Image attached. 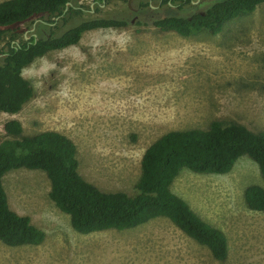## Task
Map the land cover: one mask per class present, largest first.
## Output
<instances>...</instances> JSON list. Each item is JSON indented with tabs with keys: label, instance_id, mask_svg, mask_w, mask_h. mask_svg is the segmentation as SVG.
I'll return each instance as SVG.
<instances>
[{
	"label": "rangeland",
	"instance_id": "374dc122",
	"mask_svg": "<svg viewBox=\"0 0 264 264\" xmlns=\"http://www.w3.org/2000/svg\"><path fill=\"white\" fill-rule=\"evenodd\" d=\"M158 2L151 10L162 11ZM72 3L81 19L126 17L129 24L85 32L77 45L27 66L22 76L34 96L17 114L0 112V140L10 120L21 124L24 135L64 134L77 147L86 181L105 192L134 195L142 154L164 133L205 129L213 120L264 132V4L226 22L217 35L182 37L143 25L149 12L131 1L137 12L120 1ZM36 25L24 30V40L49 33L37 32ZM2 182L10 209L29 217L45 238L37 246L0 242V264H264V212L248 210L243 201L247 186L264 183L245 156L222 175L182 170L171 185L202 220L224 233L223 262L165 218L79 234L48 198L50 184L41 171H11Z\"/></svg>",
	"mask_w": 264,
	"mask_h": 264
},
{
	"label": "trees",
	"instance_id": "16d2710c",
	"mask_svg": "<svg viewBox=\"0 0 264 264\" xmlns=\"http://www.w3.org/2000/svg\"><path fill=\"white\" fill-rule=\"evenodd\" d=\"M95 1L99 6L128 0ZM158 1L159 9L163 8L161 12L149 7ZM192 1L198 2L192 4ZM72 2L74 0L0 2L1 113L17 114L33 98L34 88L22 72L36 59L77 45L85 32L122 29L129 24L126 17L81 19V9ZM134 3L149 12L143 25L190 37L203 31L217 35L226 22L250 15L264 0H135ZM169 5L178 8L171 9ZM34 22H37V32L47 29L49 33L24 40V30ZM261 88L264 92V85ZM3 133L0 140V242L7 247L37 246L45 238L44 232L33 225L29 217L9 207L2 180L8 172L19 169L38 170L46 175L50 184L48 198L69 217L71 228L79 234L122 231L165 218L185 236L205 247L219 262L228 255L224 233L202 220L185 200L171 191L174 179L182 170L201 175L226 174L245 156L257 165L264 183V132H253L234 121L213 120L205 129L172 130L158 137L142 154L134 195L105 192L86 181L78 170L77 147L64 134L45 131L24 135L17 120L6 122ZM243 201L248 210L264 212V187L247 186Z\"/></svg>",
	"mask_w": 264,
	"mask_h": 264
},
{
	"label": "flooded vegetation",
	"instance_id": "af4514ba",
	"mask_svg": "<svg viewBox=\"0 0 264 264\" xmlns=\"http://www.w3.org/2000/svg\"><path fill=\"white\" fill-rule=\"evenodd\" d=\"M131 1V3L133 4L134 3V1L135 0H128L127 1V7H128V9L129 10H131V12H137V8H134V7H132V5H130V2ZM103 2V1H102ZM198 2V1H197ZM160 4V1L158 2V5ZM101 5V4H100ZM102 5H104V3H102ZM149 7H151V5H149ZM158 8H159V6H158ZM131 23H134V20H132L131 21ZM35 36V35H34Z\"/></svg>",
	"mask_w": 264,
	"mask_h": 264
},
{
	"label": "water",
	"instance_id": "95a60500",
	"mask_svg": "<svg viewBox=\"0 0 264 264\" xmlns=\"http://www.w3.org/2000/svg\"><path fill=\"white\" fill-rule=\"evenodd\" d=\"M67 5H69V3Z\"/></svg>",
	"mask_w": 264,
	"mask_h": 264
}]
</instances>
